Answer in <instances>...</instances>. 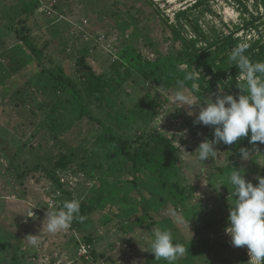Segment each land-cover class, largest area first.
<instances>
[{"label":"rangeland","instance_id":"obj_1","mask_svg":"<svg viewBox=\"0 0 264 264\" xmlns=\"http://www.w3.org/2000/svg\"><path fill=\"white\" fill-rule=\"evenodd\" d=\"M195 1L153 0L150 4L148 0H44L35 15L28 18L27 24L41 40L50 38V31L55 27L60 29V36L45 50L42 60L47 67L58 65L78 79L82 71L78 70L76 61L81 49L86 47L87 62L97 73L110 76L114 74L110 69L112 63L120 58V50L128 43L134 44L150 60L156 59L157 49L163 54L181 49L180 41L173 38L166 17L169 22H174L176 11ZM240 1L248 6L251 13H258L254 0H204V4L193 12L199 16V23L207 32L216 26L228 33L243 19L250 18ZM21 6L19 0H0V78L10 66L9 58L1 55L5 45L15 49V55L20 59L28 61L32 58L25 45L8 29L13 18L18 21L21 17ZM259 10L262 11L263 6ZM120 17L127 21L134 17L140 31L134 37L130 32H124L120 27L124 20ZM97 33L100 35L96 38ZM238 35L249 39L257 36V30L240 31ZM64 38L67 44L62 43ZM89 39L93 42L88 43ZM93 39L99 42V47L94 45L96 41ZM110 51L115 54L110 55ZM126 67L127 64L118 69L119 72L128 75ZM32 68L30 65L23 72L27 74ZM241 77L246 78V74ZM15 80L17 88L4 101L0 86V264H157L154 254L142 248L150 245L155 230L170 231L169 228L157 214L155 219L160 220V225L153 226L147 222L143 226L134 224L131 229L124 228L122 224L127 220L118 216L121 209L119 201L110 202L104 208L87 210L79 224L73 220L67 229L60 232L49 233L46 228L42 229L48 207L58 210L62 202L72 199L89 205L90 198L99 193L102 180L107 175L97 172L92 176V169L100 163L105 149L95 151L93 132L96 123L87 117H78L69 93L55 96L51 88L40 84L37 75L31 79L32 85L27 83L28 76H16ZM33 80L36 82L34 86ZM112 86L116 88L115 92L119 90L118 102L122 103L119 108L138 109L145 94L157 99L152 124L144 126L145 123L138 121L125 133L136 136L138 132L146 128L152 130L155 126L159 132L174 139L179 148L178 178L183 186L192 190L186 205L190 206V212L171 205L164 212V217L173 219L179 230L178 236L186 241L185 244L196 241L192 243L197 251L195 264H250L247 246H232L231 237L225 231L235 200L234 189L228 179L234 168H242L245 178L257 184V177L264 176V144L252 149V158L241 160L237 166L228 160L231 151L224 144L215 146V158L200 161L194 151L203 140L214 138V129L193 123L200 111L199 104L192 106V116L187 115V107L174 102L175 89H164L151 79L143 81L142 74L132 75L120 84L113 82ZM211 98H217L215 91L208 93L205 100L210 102ZM194 100L201 103L195 96ZM52 103H56L57 109L49 108ZM91 109L97 117H103L102 108L93 104ZM61 152L70 158V162L67 167L57 169L56 173L62 182H68L67 191L61 190L48 178L43 168L33 169L38 163L49 166L51 158ZM132 177L133 173L127 170L116 181L125 182ZM143 183L152 185L154 180L144 177ZM130 191H125V194ZM133 218L129 217V220ZM28 235H38V246L29 242ZM89 236L94 239L93 247L97 252L94 256L87 253L88 247L84 242ZM185 256L187 252L181 259Z\"/></svg>","mask_w":264,"mask_h":264},{"label":"trees","instance_id":"obj_2","mask_svg":"<svg viewBox=\"0 0 264 264\" xmlns=\"http://www.w3.org/2000/svg\"><path fill=\"white\" fill-rule=\"evenodd\" d=\"M19 1L22 5L19 13L21 17L18 21H16V17L13 18L9 22L8 29L12 30L15 37L25 45L32 58L28 61L20 59L15 55V49H10L9 45L8 48L6 45L4 46L1 55L9 58L10 66L8 69L6 68L5 75L0 78V86L3 88L2 100L4 101L5 97L17 88L16 76H28L27 83L32 85L31 79L37 75L40 84L45 88H51V91L57 97H60L61 93H69L73 100V108L78 112V117L81 119L87 117L96 123L93 132L95 151L99 148L105 149L100 163L93 166L92 176L97 172H101L102 175H107V177L102 180L99 193L90 198L89 205L80 202V215L83 217L87 210H93L96 207L104 208L110 202L119 201L121 209L118 216L127 220L126 224H122L124 228L131 229L134 224L143 226L147 222L153 226L160 225V220L155 219V214H157L169 228L174 241L182 243L188 249L186 251L187 256L177 260L176 264H195L197 251L196 246L192 243H196V241L192 240V242L185 244L186 241L178 236L179 230L174 226L173 219L169 216L164 217V212L171 205L175 209L184 208L185 212H190V206L186 205L191 199L192 190L187 186H183L178 178L180 174L179 157L177 156L179 148L176 146L174 139L159 132L155 126L152 130L146 128L143 132H138L136 136L126 135L125 133L126 129L138 121L145 123L144 126L152 124L157 99L145 94L139 102L138 109L125 108L124 106L119 108V104H122L118 102L119 90L115 92L116 88L112 86V83L120 84L132 75L142 74L143 81L151 79L164 89H175L177 91L178 80H184L187 75L195 74L198 78L193 81H185V88L191 92L192 83H196L199 91L193 93V95L201 103L205 101L208 93L214 91L216 97L228 94L238 97L243 94L239 84L246 87L244 84L246 78L241 77L243 73L236 65H233L229 57L235 47L247 45L244 55L251 62L264 61V0H254L258 10L256 15L251 13L248 6L240 1L243 9L249 12L250 18L243 19L239 25L228 33L217 29L216 26L211 27V31L207 32L201 26L199 16H196L193 11L198 10L204 4V0H196L186 8L176 11L174 22H169L170 19L166 17L173 38L175 41H180L181 49L167 54H163L157 49L156 51L159 54L156 59L150 60L144 57L134 44L128 43L120 50V58L112 63L110 69L113 70L114 74L110 76L107 73H97L92 65L87 62L85 53H88V50L85 47L81 49L76 61V65L79 66L78 70L82 71L78 79L73 78L64 68L58 65L49 68L43 63L45 50L61 34L60 29L55 27L54 30L50 31L52 35L50 38L41 40L34 35L33 28L28 26V18L35 15L36 11L44 4V0ZM148 2L151 4L153 0H148ZM261 6H263L262 11L259 10ZM54 7L57 6L54 5ZM120 18L124 20L123 26H120L124 32H130L131 36L134 37V34L140 31L139 23L135 21L134 17H129L128 21L122 17ZM255 29L257 30L256 37L248 39L238 35L240 31ZM188 31H191V34ZM72 32L73 29L69 30V35ZM99 35L97 33L96 38ZM93 40L96 41V39ZM66 42L67 40L64 38L62 43L67 44ZM89 42L92 43L93 41L90 40ZM3 43L5 44V42ZM94 45L99 47V42L96 41ZM109 54L114 55L115 53L110 51ZM125 64L128 65L125 69L128 75L119 72ZM30 65L33 66L32 70L27 74L23 72V69H27ZM258 78L264 80V75L258 74ZM35 84L36 82L33 80V86ZM35 89L36 91L40 90L39 88ZM217 89L222 91L217 92ZM56 103H52L50 107L49 104H45V106L57 109ZM93 104L102 108L103 117H97L94 114L91 109ZM44 109L46 108L44 107ZM138 128L140 129V127ZM249 139L250 134L249 137L241 138L238 142L227 145L231 151L228 160L233 165L237 166L236 164L242 160L241 148H247L251 151L261 144L257 142L252 145L249 143ZM84 157L88 158V155ZM69 162L70 158L61 152L51 158L49 166L38 163L33 169L43 168L48 178L58 184L61 190L67 191L65 187L68 182H62L56 171L59 168L67 167ZM81 165L86 169L84 162ZM127 170L133 173V177L125 182L122 180L117 182V177L123 176L124 171ZM144 177H149V180L153 179L154 183L152 185L148 183V186H146L143 183ZM142 186L144 187L143 190L141 189ZM128 190L131 191L125 194V191ZM105 192L108 195H104ZM129 217L134 218L131 221ZM74 221L79 224L81 219L77 218ZM93 241L92 236L86 237L84 240L85 245L88 247L87 253H93L94 256L97 252L93 247ZM99 255L104 256L103 254ZM16 258L17 256L13 259ZM242 261H245V258ZM155 262L157 264H167L165 260H155Z\"/></svg>","mask_w":264,"mask_h":264},{"label":"clouds","instance_id":"obj_3","mask_svg":"<svg viewBox=\"0 0 264 264\" xmlns=\"http://www.w3.org/2000/svg\"><path fill=\"white\" fill-rule=\"evenodd\" d=\"M246 48L247 45L235 47L229 57L233 65L246 74V87L239 84L243 94L238 97L221 95L214 100L211 98L210 102L205 100L197 103L193 96L199 91L197 84L192 83V91L189 92L185 89V81H193L198 77L189 74L184 80L177 81L174 102L180 107H187L189 116L193 115L192 106L199 104L200 111L193 123L214 129V138L203 140L194 151L200 161L215 158L216 145H232L241 138L249 137V134L250 144H264V80L258 78V74L264 75V61L251 62L244 55ZM240 155L242 160L252 158L247 148H241ZM257 179V184L247 180L242 168H234L228 179L234 189L232 194L235 200L225 231L231 237L232 246H247L250 264H264V176H258ZM80 209V201L76 199L64 201L58 210L48 207L42 229L46 228L49 233L67 229L74 219H84ZM27 238L33 246H38V235H28ZM142 249L152 252L155 260H165L167 264H176L188 251L182 243L175 242L167 230H155L150 245Z\"/></svg>","mask_w":264,"mask_h":264},{"label":"built area","instance_id":"obj_4","mask_svg":"<svg viewBox=\"0 0 264 264\" xmlns=\"http://www.w3.org/2000/svg\"><path fill=\"white\" fill-rule=\"evenodd\" d=\"M52 8H53V6H51ZM44 11H47V10H44ZM105 36V35H104ZM101 37V36H100ZM82 247H84L85 249H86V246L85 245H83Z\"/></svg>","mask_w":264,"mask_h":264}]
</instances>
